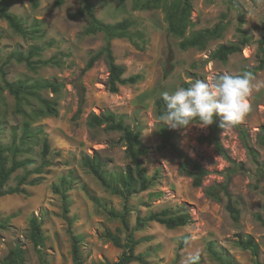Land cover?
<instances>
[{
	"label": "rangeland",
	"instance_id": "374dc122",
	"mask_svg": "<svg viewBox=\"0 0 264 264\" xmlns=\"http://www.w3.org/2000/svg\"><path fill=\"white\" fill-rule=\"evenodd\" d=\"M10 1L9 11L29 32L27 37L21 36L0 18V70L4 67L11 83L33 86L51 81L61 83L62 88L59 93L38 90L41 98L57 103V116L42 114L43 105L37 97L30 96L21 103L24 113H18L16 99L4 87L0 73V142L12 149L6 154L9 166L13 151H19L17 161L25 163L1 193L16 189L19 180L28 177L27 185L22 186L26 193L0 197V219L4 225L0 229V264H5L16 247L24 251L25 264H41L30 239L33 217L41 224L43 250L49 264H74L70 231L81 237L84 264L119 260L123 249L104 235L111 230L125 239L120 220L109 215L110 210L121 213L125 202L102 186L82 163L84 156L97 157L107 177L120 176L130 165L121 134L108 130L106 125L89 124L91 115L108 112L122 117L127 126L140 132L143 148L148 152L143 167L150 178L156 177L150 190L129 201L131 228L136 227L138 215L145 217L164 209L185 210L191 217L186 227L170 230L153 222L135 233L140 241L136 253L145 256V264H181L183 257L193 251L200 253L199 264H264V146L259 141L264 126V70L251 80V111L238 123L247 132L255 157L249 154L236 127H220L217 134L233 162L203 140L211 134V126H192L187 131L172 129L181 151L208 171L202 187H194L192 179L180 173L181 158L161 149L156 109L161 93L171 94L177 87H184L186 78L211 82L213 76H238L244 69L257 67L259 41L264 40V0H194L187 36L220 23L226 27L221 38L211 40L202 50L180 48L182 40L169 35L162 8L136 9L135 0H92L96 16L104 23H134L133 41L115 39L112 50L116 63L125 68V76L141 75L142 80L120 86L115 94L109 90L110 73L105 59L83 73L106 40L102 33L84 34L90 23L88 17H72L81 8L79 0H64L58 8L54 7L56 0H37L38 8L29 0ZM243 35L250 42L239 53L227 62L213 58L221 45L238 43ZM32 47L39 48L33 60L53 63L40 65L35 71L14 60L5 64L11 54H27ZM80 81L86 87V103L80 119L75 120ZM46 138L51 146L50 166L37 174ZM36 179L41 183L31 185ZM219 185H228L241 213L238 222L227 211L225 197L218 202L207 196L209 187ZM55 187L66 193L68 214L63 196L55 193ZM240 235L253 237L259 245L258 256L237 244ZM184 236L192 237L191 246L180 250Z\"/></svg>",
	"mask_w": 264,
	"mask_h": 264
},
{
	"label": "trees",
	"instance_id": "16d2710c",
	"mask_svg": "<svg viewBox=\"0 0 264 264\" xmlns=\"http://www.w3.org/2000/svg\"><path fill=\"white\" fill-rule=\"evenodd\" d=\"M34 8L39 7L37 0H29ZM193 1L194 0H147L142 2L141 0H135L136 9H149V8H162L165 13L166 21L168 24V33L169 35L179 38L182 41L179 46L182 50L189 49H205L208 43L211 40L218 39L222 37V34L226 30V27L223 24H217L213 29H205L197 32L191 33L187 36L189 28L191 26V15L193 11ZM10 0H1L0 1V18L5 20L10 28L20 34L21 36L27 37L29 30H27L22 21L14 14H12L8 5ZM81 8L72 15L73 18L76 17H88L90 20L89 26L85 30V35H97L102 33L105 36L106 44L104 48L98 52L96 55L90 58L87 63L83 73L89 71L97 61L101 58L105 59L109 73V90L111 93H118L120 86L126 85H135L142 80L141 75H134L126 77L125 68L116 63V59L112 50V42L115 39H130L133 41L134 37L131 33V28L134 26V23L130 20H123L116 24H107L101 21L96 16V7L92 0H79ZM64 3V0H56L54 7L58 8ZM243 34V33H242ZM250 42L249 37L243 35L242 40L238 43H232L230 45H221L217 51L214 52L213 58L220 60L222 62H227L229 57L239 53L243 47H246ZM136 44V43H134ZM39 48L32 47L31 50L27 53H13L10 55L9 60L5 63H10L12 60L18 63H24L26 67L32 71H35L39 68L40 65H47L53 63L52 60L44 61H35L33 58L39 54ZM258 56L259 62L256 68L253 69H244L243 73H250L252 79L256 75L264 70V40L261 39L258 45ZM57 64V63H56ZM1 77L4 81V87L14 96L17 102V112L24 113L21 109V103L23 100H28L27 97H37L41 104L43 105V113L48 116H57L58 109L57 103L43 99L38 95V90L47 89L52 93H59L62 84L58 82L45 81L33 86L27 85V83H11L7 79V73L4 71V67L0 70ZM241 74V75H242ZM251 79V80H252ZM186 84L184 87H188ZM78 94H79V107L77 113L74 117L75 120H79L83 108L86 103V87L79 82L77 84ZM156 109L158 119L160 115L165 110V103L161 98L156 101ZM160 120V119H159ZM89 124L92 127H99L106 125L108 130L116 131L121 134V141L125 144V153L127 159L130 161V165L127 166L125 172L120 176L107 177L103 170L102 162L97 158H91L90 156L83 157V165L87 168L111 193L120 196L125 202L124 209L121 213H118L114 210L109 211V215L114 219H119L122 224V232L126 234L125 239H122L119 235L113 233L111 230L105 232V238L111 241L117 248L123 249V252L116 262H101L98 264H132L139 263L145 264V256L142 254L136 253V248L140 244V241L135 238V233L144 229L150 223H158L164 225L170 230L186 227L190 221L191 217L185 210H171L164 209L160 212L151 213L145 217L140 215L136 218V227L131 228L129 222V215L131 213L129 207L130 199L142 192H146L151 189L154 185L156 177L150 178L146 170L143 167V158L148 154L147 150L143 148L141 141V134L138 131L131 129L127 126L122 119V117L116 115L113 112H108L102 115L93 114L89 118ZM211 126V134L204 138L205 142L211 143L215 148L223 154L229 162H233L231 158L227 155L224 147L221 145L217 134L219 131L218 118L214 120V123ZM240 131V136L245 144L249 154L255 157L256 152L250 147L247 140V132L240 128L237 124L235 126ZM158 134L161 138V149H168L181 158L180 164V173L192 179L193 186L196 188L202 187L204 178L208 175V171L205 170L199 163L192 160L186 156L181 149L178 147L175 136L171 128L165 126L160 120ZM27 135L24 136V138ZM259 141L264 146V126L261 127L259 134ZM12 152L11 148H5L0 142V197L7 194H18L26 193L25 189H22V186L27 185V176L21 178L18 182V187L14 190L8 192H2L1 190L5 185L10 181L12 175L23 166L25 163L22 161H17V155L19 151H13L12 163L8 165V157L6 154ZM51 146L46 138L43 142L42 150V165L40 168L36 169L37 174H42L44 168L50 166L48 160L50 154ZM41 180L36 179L32 181L31 185L40 184ZM55 193L61 194L65 205L64 211L66 214L69 213L67 206L68 198L65 195L66 193H61L60 188L55 187ZM206 194L209 198L214 201L222 202L223 197L226 198V209L229 212L233 221L238 222L240 220V210L234 205L232 196L228 190V185H219L209 187L206 191ZM2 220L0 219V229L3 228ZM72 238V256L74 264H84L83 257L80 250L81 237L74 235L71 231ZM30 239L34 247L38 250L40 255L41 264H49V261L46 258V253L43 250L44 247V236L43 230L39 220L35 217L30 220ZM237 244L244 250H250L255 256L259 254V245L251 236H238ZM180 250L185 249L183 243L180 244ZM5 264H25L24 251L20 247H16L10 251L9 255L5 259ZM223 264H232L230 262H225Z\"/></svg>",
	"mask_w": 264,
	"mask_h": 264
},
{
	"label": "clouds",
	"instance_id": "9594fccd",
	"mask_svg": "<svg viewBox=\"0 0 264 264\" xmlns=\"http://www.w3.org/2000/svg\"><path fill=\"white\" fill-rule=\"evenodd\" d=\"M251 74L213 76L211 82L186 78L188 87H177L171 94L161 93L165 110L159 119L173 130L187 131L192 126L207 128L219 118L222 129L235 127L251 111L248 97L252 92ZM192 237L184 236L181 242L187 248ZM200 253H187L181 264H199Z\"/></svg>",
	"mask_w": 264,
	"mask_h": 264
}]
</instances>
